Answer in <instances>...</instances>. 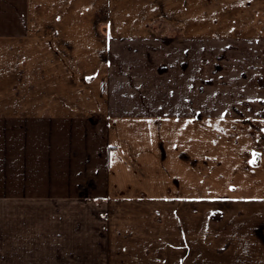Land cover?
<instances>
[{
  "label": "crops",
  "instance_id": "crops-1",
  "mask_svg": "<svg viewBox=\"0 0 264 264\" xmlns=\"http://www.w3.org/2000/svg\"><path fill=\"white\" fill-rule=\"evenodd\" d=\"M97 1L0 0V105L33 106L28 116H103L111 122L104 145L108 166L114 147L137 152V158L148 153L140 162L154 156L162 139L168 175L30 181L10 176L8 168L16 164L4 155L19 151L26 156L27 146L4 143L0 264H28V232L41 230L44 223L28 230V211L39 201L55 202L60 210L54 209L49 222L47 251L62 248L63 226L84 232L91 251L83 264H264V153L256 154L264 152V0H174L166 64L136 63L140 68L131 70L109 49L118 64L90 67L94 75L89 80L87 75L78 79L76 65L41 67L32 71L40 76L27 79L28 40H91L88 26ZM123 22L111 18L103 25ZM66 45L75 55V44ZM4 96L19 100L2 101ZM160 118L164 123L157 127L153 121ZM13 130L12 135L26 132ZM146 131L148 142H136ZM120 157L123 169L128 168ZM119 202L152 212L154 228L129 220L134 213L116 208ZM88 220L90 225L82 224ZM141 248L152 249L151 261L136 260L140 254L131 249ZM44 262L69 264L60 257Z\"/></svg>",
  "mask_w": 264,
  "mask_h": 264
},
{
  "label": "rangeland",
  "instance_id": "rangeland-1",
  "mask_svg": "<svg viewBox=\"0 0 264 264\" xmlns=\"http://www.w3.org/2000/svg\"><path fill=\"white\" fill-rule=\"evenodd\" d=\"M99 1L101 0L97 1L98 10L93 15V23L88 26L91 29V40H82L80 42L28 40L26 49L27 79L35 74L40 76V73H32V71H39L41 67L76 65L81 69L76 74L78 79H81V76L87 75V78H85L89 80V77L94 75V73H91L92 71H88L90 67L93 69L96 65L118 64L115 57L118 58L119 62H121L120 59L122 57L123 63L128 64L131 70H138L140 67L137 64L152 65L159 62L167 63L168 17L170 16V9L174 7V0H112L110 2L112 5H109L108 2L101 4ZM178 1L184 0H177V3ZM200 1L221 2L222 0ZM216 10L218 9H209L210 12ZM222 10L224 9L220 11ZM111 18L114 21L119 22L123 20L124 22L112 26L103 25L104 22L110 21ZM221 28L226 31L229 25L225 24ZM65 43L75 44L76 48L74 50L76 49L77 51L73 52L76 53L75 55L69 53L72 46ZM109 49L114 50L117 55L115 54V57H112ZM133 81L136 80L134 79ZM1 92L6 93V90H1ZM9 99L19 100L8 98V96H4L1 100L8 101ZM28 110L33 111V106L15 103L0 105V133L3 134L0 137V146L5 144H9L10 146L15 145L17 148H23V145L27 146L26 156H24L23 152L19 151H10L5 154L0 153V158L3 154L7 155L16 164V167L8 168L10 176H26L30 181H38L41 178H56L58 176L81 177L89 175L104 179L105 177L121 178L133 176L156 178L168 175L167 157L165 154L167 146L163 145L162 139L161 143H158L159 150L157 145H155L154 156L150 153L148 159L140 162H137L139 157L145 158L149 154L146 153L145 156L140 154L137 158L135 156L137 152L121 153L120 149L114 147L109 158L111 162L108 163V166L104 161L106 159L104 145L109 141V137L106 136L108 122L111 123L109 120H104L103 116H28ZM17 112L25 113L27 116H15ZM161 118L160 120H154V125L159 127L160 124L162 126L164 119ZM164 118H167V116H164ZM90 123L91 127L89 126ZM150 125L153 124L150 123ZM21 128L25 129L26 132L21 133V135L19 133L18 135H12L15 131L13 129ZM90 131L92 136H89ZM9 133L11 134L6 135ZM144 134V136L139 137L140 139L136 138L135 141L143 140L144 142H148L151 136H147L149 134L147 131ZM164 144H167V142L165 141ZM263 153L257 152L256 154L260 156ZM118 157L125 160L124 164L127 165L128 163V168L123 169L124 167L119 162L120 160L117 159ZM88 160L90 163H88ZM34 191L36 192L37 190ZM38 203L40 205L28 211V230L30 226L37 224H39L38 228H41V222L44 223L41 230L28 232V264H46L44 262L46 257L47 259L54 258L56 261L60 257V261H68L69 264H77L74 263L77 259L78 264L88 261L89 252L91 251L89 239L87 238L88 234L74 232L71 229H66L64 226L62 234L64 243L61 244L62 248L58 249V251L49 248L47 251V243L45 241L46 235L51 230L49 222L52 220L51 217L54 216V209L59 210V208H57L55 202L48 203L49 206H47V203L42 205L40 201ZM70 203L68 201L65 202V204ZM116 208L133 212L134 215L132 217H128V215L127 217L129 220L139 223L141 228L145 226H148L149 230H151V227L154 228L153 223H155V219L152 217V212L149 214L148 211H145V207L140 206L135 211L129 209L125 203L119 202V204H116ZM83 219L82 221H85ZM114 219L120 221L122 217H114ZM167 219L165 218V222H167ZM91 221L92 223L88 220L82 224L86 225L88 223L90 225L91 223V226L92 224L95 225L93 218ZM66 226L69 227L68 225ZM86 227L89 228L88 225ZM160 234L167 236V233L162 232ZM115 235L116 233L114 237ZM148 235L152 237L151 234ZM131 251L132 253L136 252L140 254L138 258L136 256L137 261L140 259L142 261H151L152 259L151 248L131 249ZM163 251L165 250L161 248L160 252L162 253ZM99 252L102 254V258L106 259L100 248H98Z\"/></svg>",
  "mask_w": 264,
  "mask_h": 264
}]
</instances>
